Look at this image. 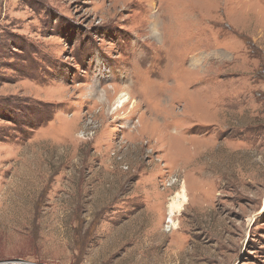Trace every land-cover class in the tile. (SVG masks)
I'll use <instances>...</instances> for the list:
<instances>
[{"label":"rangeland","instance_id":"1","mask_svg":"<svg viewBox=\"0 0 264 264\" xmlns=\"http://www.w3.org/2000/svg\"><path fill=\"white\" fill-rule=\"evenodd\" d=\"M121 1L0 0V264H264V0Z\"/></svg>","mask_w":264,"mask_h":264},{"label":"bare ground","instance_id":"2","mask_svg":"<svg viewBox=\"0 0 264 264\" xmlns=\"http://www.w3.org/2000/svg\"><path fill=\"white\" fill-rule=\"evenodd\" d=\"M123 1V0H122ZM121 1V2H122ZM125 1V0H124ZM202 2V1H201ZM207 2V1H206ZM166 2L162 5H165ZM170 4V3H169ZM195 4V3H194ZM168 6V5H167ZM197 7V6H196ZM164 9V7H162ZM166 8V7H165ZM168 8V7H167ZM166 8V9H167ZM157 19V18H156ZM159 20V19H158ZM157 20V21H158ZM161 21V20H160ZM157 24L156 23V28L155 26H152V36L156 37L157 36ZM158 38V37H157ZM175 44V43H174ZM176 46V45H175ZM195 59V58H194ZM191 66H195L194 61H191ZM112 91L111 93V97L108 98V101L104 102V99L106 100V93L100 91L99 94L97 95V102L99 104H103V106H107L110 104L111 99L113 100L112 102V111H117V110H122L125 108L126 103L129 101V99L131 98V94L130 93H119L116 94V90L114 88L110 89ZM166 101V100H165ZM104 102V103H103ZM132 102V101H130ZM133 104L136 106L137 102L133 101ZM132 104V107H134V105ZM109 107V106H108ZM131 107V105H130ZM132 113V112H131ZM171 201H169V204L167 206V218H168V224H171L173 229H176V223H174V219L172 220V218L175 216V214H179L182 211L183 206L187 203V194H186V187L184 184H182V186L180 187V190L175 194L174 197H172L170 199ZM252 220V219H251ZM251 222V221H250Z\"/></svg>","mask_w":264,"mask_h":264},{"label":"water","instance_id":"3","mask_svg":"<svg viewBox=\"0 0 264 264\" xmlns=\"http://www.w3.org/2000/svg\"><path fill=\"white\" fill-rule=\"evenodd\" d=\"M16 262H19L20 264H28V263H25V262H23L21 260H17Z\"/></svg>","mask_w":264,"mask_h":264}]
</instances>
